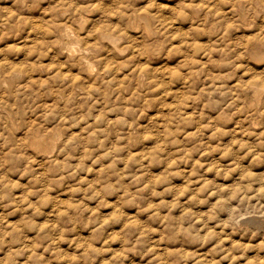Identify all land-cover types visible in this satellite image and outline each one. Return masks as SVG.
Listing matches in <instances>:
<instances>
[{"label":"clouds","instance_id":"obj_1","mask_svg":"<svg viewBox=\"0 0 264 264\" xmlns=\"http://www.w3.org/2000/svg\"><path fill=\"white\" fill-rule=\"evenodd\" d=\"M0 264H264V0H0Z\"/></svg>","mask_w":264,"mask_h":264}]
</instances>
